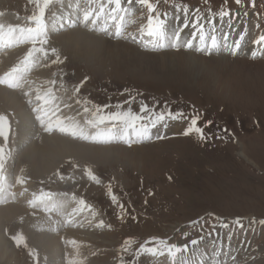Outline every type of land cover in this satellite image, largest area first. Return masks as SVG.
<instances>
[{
	"label": "rangeland",
	"instance_id": "rangeland-1",
	"mask_svg": "<svg viewBox=\"0 0 264 264\" xmlns=\"http://www.w3.org/2000/svg\"><path fill=\"white\" fill-rule=\"evenodd\" d=\"M60 1L64 0H0V18L13 19L23 32L32 35L24 59L19 57L15 61L20 80L33 77L41 67L52 84L51 92L64 94L71 112L86 114L85 120L91 124L110 122L109 113L116 111L112 108L127 110L130 107L139 112L141 102L158 110L165 105L172 112L182 110L188 119L172 121L175 123L189 125L193 114L201 115L198 127L212 121L204 128L208 137L204 140L192 132L187 136L164 135L163 139L154 138L150 146L138 145L136 148L113 142L111 146L130 151L129 155L122 154L119 160H100L90 152L87 160L66 159L52 172H42L30 168L24 162L26 159L21 157L28 168L27 171L23 169L25 176L33 177L39 194L51 197L57 191L73 193L84 199L83 210L93 209L99 218L102 217L100 227L90 217L85 225L89 226L86 233L91 234L81 237L88 241L84 242L87 260L97 264H150L152 243L162 245L158 241H166L167 247L181 242L193 244L197 253L179 259L181 264H202L205 255L212 264H264V223H261L264 221V57L253 55L264 51V45L253 43L264 34L263 15L247 4L248 0H231L235 1L234 8L210 4L212 0H141L138 5L136 2V13L131 20L128 19L132 24L122 30H114L113 22L103 34L90 31L86 25L81 29L65 26L49 35L43 29L44 23L50 19L47 11ZM222 12L228 15L222 17ZM54 20L56 18L51 21ZM150 25H157V30L164 32L162 36L166 34V44L155 31L147 33ZM70 29H87L100 37L114 33L134 49L127 54L128 59H144L141 53H172L176 56L171 58L176 67L165 68V65L156 64V69L144 70L128 63L113 66L111 62H100L95 55L90 56L83 50L68 51L56 42L55 35L57 37ZM200 31L206 33V43L213 35L217 37L216 48L209 50L200 45ZM183 34L188 36L184 38ZM172 35L176 39H172ZM225 35L227 47L224 46ZM189 40H192V46L185 48L184 44ZM238 40L240 45L237 48ZM173 41H177L176 47ZM16 46L17 43L8 48ZM7 51L9 49L0 50L3 54ZM187 57L202 59L205 70L189 69ZM126 83L137 86L132 88ZM23 88L27 99L33 100L38 88L36 83L29 82ZM72 105L77 106L76 110ZM24 112L28 116L32 114L30 108ZM37 119L34 116L31 120L34 125L37 122L39 125ZM2 125L0 170L4 172L6 156L3 152L11 144L9 137L13 132L20 134L21 130L20 127L9 130L6 124ZM30 147L31 142L17 154L22 155ZM17 161L14 167H17ZM88 168L93 173L87 172ZM41 206L47 211L43 203ZM15 218L13 221L16 222L12 221L3 229L11 256L4 260L0 257V264H43L46 256L32 234L40 235L48 229L49 234L42 235L55 238L57 233L51 232L47 226H41L39 230L25 228L24 220ZM237 219L242 227L236 223ZM66 221H61L64 225L60 231L62 234L83 226L72 224L71 219ZM217 228L222 234L220 239L215 238L216 233L214 237L212 235ZM57 239L65 244L64 238ZM145 245L146 248L135 249V246Z\"/></svg>",
	"mask_w": 264,
	"mask_h": 264
},
{
	"label": "bare ground",
	"instance_id": "bare-ground-1",
	"mask_svg": "<svg viewBox=\"0 0 264 264\" xmlns=\"http://www.w3.org/2000/svg\"><path fill=\"white\" fill-rule=\"evenodd\" d=\"M56 6L59 7L60 12H62L65 16L62 19H57V23L52 22L50 25V30L47 32L49 35H52L53 29H59L60 27L73 25L80 26L81 28L86 27L87 25L86 28L90 31L95 30V32L97 31V33L103 34L104 31L108 29V24L113 22H115L113 27L114 30H122L132 24V21H129L128 19L133 17L137 11L136 8H138L136 7V0H64L56 2V4H52L49 8L50 11H47V16L50 15V18L53 17V12L57 8ZM77 8H79L78 11H76ZM154 18L155 17H153V19ZM211 21L213 22L214 20ZM186 25L187 23L185 26ZM250 25L251 24L248 26ZM0 26L4 27V34L0 35L1 49L11 47L15 43L18 45L20 42L25 40L24 35H26V33L16 25V22L13 19L8 17H2V19L0 18ZM87 29H70L69 31L63 32L66 33V35H63V33L57 35V37L55 35V40H57L56 42H59L68 51L83 50L90 56L95 55L98 59H100V62L107 60L108 62H111L113 66H118L119 64L127 65L128 63L131 64L132 67H137L144 70L147 68L150 70L156 69L157 65L160 67L165 65V68L176 67V64L171 59L172 57L176 56L172 53H163L161 55L153 53H141L144 54V59H128L127 54L131 51V49H133L130 47L129 42L127 43L114 33L109 34L108 37H104L103 35L100 37L88 32ZM180 29L183 30L182 28ZM146 30L147 33L149 31H153L151 30V27H148ZM154 31L159 38L164 34L162 30H157V27ZM177 33L180 32L178 31ZM184 34V38L188 36ZM174 35H172V39L176 37ZM28 37L32 38V35L28 34ZM162 41L163 44L167 43L166 34L162 36ZM187 42L188 41H186L184 45H186ZM23 51V49L19 48L11 52L7 51L8 53L5 54L2 53L3 55L0 56V74L2 72H6L7 69L18 66L14 60L17 56H24ZM136 51L138 52V50ZM254 56L264 57V51L255 52ZM24 57H21V60H23ZM187 59L189 64L188 68L192 71L196 69L199 70L200 68L205 70V65L202 62V59L199 60L197 57H187ZM18 60L17 62L21 63V60ZM1 78L2 77L0 76V79ZM5 79V85L0 84V119L2 123L9 127V130L15 128V131L17 127H20L21 132L20 134H16L15 132L11 134L9 137L11 144L9 143L5 152H3L6 156V162L5 171L3 172L0 170V257L4 260L11 256V250L7 240L4 237L3 229H6L7 224H12L13 219L16 217V220H24L23 226L25 228H38L39 230V228L41 229V226H47L49 229L51 228V232L54 230L57 233H55V238H52V236L49 237V235H42L48 230L45 227L46 230L44 229L45 231H43V233L40 235L32 234V236L37 238V241L40 242L38 245L41 248V252L46 256L44 260L41 258L43 264H97V262L95 263L91 261V259L89 261L87 260V257L85 256V243H88V241L83 240L81 237H87L88 235H91L89 234L90 232L86 233V230L89 229V226H85L89 222V217L94 219V222L98 224L99 227L102 226V217L99 218L98 212L94 211L93 209V211L83 210L84 206L81 205V197H77L73 193L71 194L66 191H57L54 192L53 195L51 194V197H46L43 194H39V188L34 187L36 182L33 181V177L25 176L27 174L24 172V170H28L25 165L28 164L30 168H33L34 170L52 172L53 169H56V167H58V165H60L66 159L69 161L87 160V156L90 154V152L98 156L97 158L100 160L108 158H113L112 160L116 158L119 160L121 159L122 154L129 155L130 151L126 150L127 148L124 149L120 146H111L113 142H119V144L134 147V145L143 142H150L155 138L157 133L163 135L183 134L185 129L188 127V124L182 122L175 123L171 121L169 122L167 128L158 127L155 129L152 139L138 143L132 142L131 144H126L120 139L118 134H112V129H118L119 126L117 124L113 123L111 124L112 126H110L108 123L102 124L94 122V124H91L86 122L85 114L82 115L72 113L70 110L71 105L67 103L65 95L61 92L59 94L51 92L52 85L49 82V77L41 70V67L33 77H25V81H22L23 79L20 80L18 77L15 78L12 75H7ZM29 82H33V84L36 83L38 86L37 90H35L36 92L33 100L27 99V97L23 94V85ZM8 84H10L11 87H8ZM76 107V105H72L73 110H76ZM29 108L32 110V114L28 116L24 110L26 111V109ZM34 116L40 121L39 125H37L38 122L35 124L37 126H35L31 121L34 119ZM91 119L93 120V118ZM2 123L0 124L2 125ZM95 125L97 127L93 128ZM29 142H31V147L19 156L17 152ZM0 148L2 149L3 146ZM21 157L26 159V161H24L26 164L23 163ZM16 160H18L17 167H14V162ZM1 165L2 163L0 162V167ZM88 171H91V173L93 172L89 168L87 169V172ZM31 172L30 174L32 175ZM99 202H101V200H99ZM42 203L47 211L41 209L43 208V206H41ZM85 215H87V222L85 221ZM66 219V223L71 219L72 224H76L78 226L83 224V226L81 229L67 230L66 234H62L60 231L64 225L61 221ZM81 232H85L86 234H81ZM215 233L217 234L215 238L220 239L222 234L219 228L213 232V237ZM57 238H64L65 244L62 245L59 243ZM175 246L176 248L181 249L184 254L193 252L196 253L192 243L186 244L181 242ZM142 251L140 253H142ZM179 255V252H177L175 249H172V252H169L168 250L166 253L155 256L156 258L151 262V264H175Z\"/></svg>",
	"mask_w": 264,
	"mask_h": 264
},
{
	"label": "snow or ice",
	"instance_id": "snow-or-ice-1",
	"mask_svg": "<svg viewBox=\"0 0 264 264\" xmlns=\"http://www.w3.org/2000/svg\"><path fill=\"white\" fill-rule=\"evenodd\" d=\"M239 2V0H237ZM222 17L227 16V12H222L220 14ZM157 25H152L151 30H155ZM201 28L203 26L201 25ZM193 36H195V33H193ZM242 38V37H241ZM207 36L206 33L203 31H200L199 34V42L200 45L208 48L209 50L213 47L217 46V37L213 35L211 37L210 42H207ZM254 44H261L264 45V35H261L258 40L253 41ZM240 45V41L238 40L236 42V47L238 48ZM174 47L177 46V41H174L173 44ZM185 47H191L192 46V40H189ZM225 47H227V36L225 35ZM198 50H200L198 48ZM235 54V52H233ZM255 55V53H253ZM121 107L122 106H118ZM109 119L115 121V123L119 126L118 129L114 128L112 129L113 135H119L120 139L126 143L131 144L132 142H143L145 140H149L153 138V132L158 127L167 128L169 122L176 121L180 118L188 119L187 116L183 113L182 110H179L177 112H172L170 108L165 105L163 109L158 110L155 106L149 108V106L146 103L141 102V107L139 112H134L130 107L127 110H117L112 113H109L108 116ZM201 119L200 114H193L191 116L190 122L188 127L184 131V135H189L192 132H195L199 135L201 140L207 139L208 137L205 136L204 128L208 127L212 121H206L203 127H198V121ZM210 136V134H209ZM164 135L157 133L155 135V139H163ZM236 223L242 227L243 225L240 224L239 219L236 220ZM261 223H264V221H261ZM158 243L162 245H166V241H158ZM193 243H197V241H193ZM172 249H175L177 252L181 251V249L176 248V246H171L169 248V252H172Z\"/></svg>",
	"mask_w": 264,
	"mask_h": 264
},
{
	"label": "trees",
	"instance_id": "trees-1",
	"mask_svg": "<svg viewBox=\"0 0 264 264\" xmlns=\"http://www.w3.org/2000/svg\"><path fill=\"white\" fill-rule=\"evenodd\" d=\"M220 2V1H219Z\"/></svg>",
	"mask_w": 264,
	"mask_h": 264
}]
</instances>
